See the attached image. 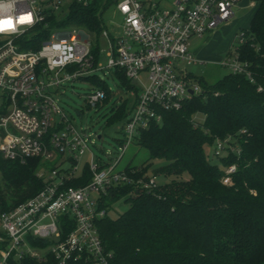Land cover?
Wrapping results in <instances>:
<instances>
[{"label":"built area","instance_id":"1","mask_svg":"<svg viewBox=\"0 0 264 264\" xmlns=\"http://www.w3.org/2000/svg\"><path fill=\"white\" fill-rule=\"evenodd\" d=\"M62 1L0 0V22H11V27L0 23V156L19 164L63 161L59 167L37 172L44 184L37 194L0 213L6 237L0 264H10L13 259L41 264H114L97 226L111 211L106 198L124 187L151 193L160 185L153 173L132 166L118 170V165L139 131L162 122V111L180 110L186 100L202 93L200 83L180 66L197 62L189 52V40L203 38L230 22L245 1L256 7L250 0H174L170 10H161L157 4L146 6L139 0L116 1L123 18L121 35L111 36L106 29L102 32L109 44V63L101 71L123 72L131 82H142L145 76L146 83L139 88L124 127L122 154L114 162L100 164L89 149L86 129L79 130L56 99L67 83L98 71L87 31L44 25L52 18L62 21L55 14ZM92 2L75 0L83 6ZM45 4L53 9H45ZM40 26L50 31L49 38L37 50L22 49L33 41ZM238 39L243 41V33ZM221 66L229 74L244 75L256 83L250 65L239 59L234 48ZM105 99L100 88L87 95L93 108L103 106ZM215 143L218 159L239 153L233 138ZM88 152L91 159L79 171L81 157ZM86 170L90 180L75 186L86 178ZM236 172L235 165L226 168L222 184L231 186ZM31 241L45 246L36 247Z\"/></svg>","mask_w":264,"mask_h":264},{"label":"trees","instance_id":"2","mask_svg":"<svg viewBox=\"0 0 264 264\" xmlns=\"http://www.w3.org/2000/svg\"><path fill=\"white\" fill-rule=\"evenodd\" d=\"M116 1L74 4L67 19L57 23L52 18L44 25L102 33V16ZM252 1L256 10L249 28L239 32L244 39H238L232 49L250 65L256 83L244 75L228 74L214 84L197 77L200 95L186 100L180 110L162 111L161 123L139 131L135 143L148 153V165L140 168L147 173L151 164L161 162L152 173L162 182L155 192L124 187L106 198L110 210L121 198L128 207L124 213L115 217L109 213L97 223L114 264H264V0ZM36 31L33 45L26 42L22 49L37 50L50 36L44 26ZM93 53L97 60L98 51L93 48ZM111 72L127 91L139 94L123 72ZM85 80L105 91L107 103L110 95L104 78L92 75L80 79ZM258 86H262L261 92ZM134 106L120 116L127 119L126 124ZM228 137L234 139L239 153L211 162L205 148ZM0 163L5 186L23 192L2 213L33 197L44 184L37 178L38 160L19 164L0 156ZM232 165L237 172L233 184L225 186L222 178ZM85 173L86 178L75 186L90 180L87 170ZM4 207L0 197V208ZM31 242L45 246L41 241ZM10 264L41 263L13 259Z\"/></svg>","mask_w":264,"mask_h":264},{"label":"rangeland","instance_id":"3","mask_svg":"<svg viewBox=\"0 0 264 264\" xmlns=\"http://www.w3.org/2000/svg\"><path fill=\"white\" fill-rule=\"evenodd\" d=\"M144 5L157 4L158 8L161 10H170L172 8V3L174 0H139ZM253 2L252 0H250ZM75 4V0H63L59 9L55 12L57 17L63 20L67 19L71 7ZM45 9H53V5L45 4L43 5ZM235 20H241V22L249 17L253 11V7H246L243 9L235 10ZM103 25L111 36L118 37L121 35V26L123 24V18L117 11L116 3L112 4L103 14ZM232 19V20H233ZM61 21L57 20V23ZM244 22V21H243ZM224 25L215 29V32L220 33L215 38H211L212 42L221 44L222 41H227L226 33L223 30ZM63 29H68V27H62ZM80 29V28H77ZM244 30V29H243ZM241 30L237 31L239 34ZM91 38V43L94 50L98 51L97 69L95 73L96 77L104 78V87L108 91L110 98L107 103L98 108H93L88 105L87 95L92 91L100 88L97 84L91 83L89 80L85 81H72L65 85L59 93H56V99L59 101L60 106L65 110L67 116L72 120L79 130L86 129L87 134L90 136L88 141V146L90 151L93 153L96 162L103 164L112 160L113 162L120 157L122 154L123 146L125 144L124 138V127L126 120L121 118V114L124 110L128 114L129 110L133 107L135 103V94L127 91L126 87L121 84V81L111 72V71H101L108 66L109 63V44L106 37L102 33H89ZM212 33L206 34L203 38H191L190 52L199 47L205 45V41L211 37ZM238 37L234 36V43L236 44ZM193 55V54H192ZM194 57V56H193ZM225 59V58H224ZM199 63V65L187 66L184 63H180L181 67H185L189 74L194 76L204 78L209 84H214L220 78L228 75L230 72L227 68L222 67L221 63ZM146 83L145 76L142 77V82L134 81L132 85L136 88H141L143 84ZM130 118V116H129ZM201 116H197L198 121H202ZM92 129V132L90 131ZM101 136V139H99ZM216 143L206 147L205 152L209 160L213 163H218L219 159L215 156ZM91 152L86 153V155L81 157L78 164V170L81 171L84 165L90 161ZM148 160V153L144 149H140L139 146L133 142L125 153L123 159L118 165L117 169H124L125 167H145L148 164L145 162ZM63 161L52 160L46 163L39 161L38 171L40 169L49 170L53 166H60ZM145 163V164H144ZM161 162H155L154 165L151 164L149 171L147 173L151 174L156 167L160 165ZM2 164L0 163V166ZM0 167V197L5 202L4 208H0V212L7 208L8 206L14 205L15 201L19 199L23 192H18L14 189L5 186L3 180V174ZM155 175V174H154ZM187 179V176L184 177ZM162 182V180H160ZM17 203V202H16ZM112 209L110 211V216L115 217L119 214L124 213L127 210V205L124 202V198L117 200L112 204ZM0 236L6 240L5 232L3 226L0 223ZM45 249L42 252L47 251Z\"/></svg>","mask_w":264,"mask_h":264},{"label":"crops","instance_id":"4","mask_svg":"<svg viewBox=\"0 0 264 264\" xmlns=\"http://www.w3.org/2000/svg\"><path fill=\"white\" fill-rule=\"evenodd\" d=\"M246 7H250L249 2L245 1L243 2L236 10L239 9H243ZM255 8L253 13L247 17L246 19H244L242 22L241 20H231L230 22H228L227 24H225L222 28L224 30V32L226 33V37H227V41H222L221 44H218L216 42H212L211 38H215L217 37V35H219L220 33L215 32V30L212 32V35L210 37V39L208 38L205 41V45L202 47H199L197 49H195L193 51V56L194 58L197 60L196 64L194 65H199V63H220L222 59L226 58L227 55L230 53V51L232 50V45L234 43V36L237 37L238 34H236L237 31L239 30H243V29H248L249 28V24L251 22V19L255 13ZM189 47H190V43H189ZM190 52V49H189ZM191 54V52H190ZM191 54V55H192ZM190 76L194 79L197 78V76H194L192 73L190 74ZM201 78V77H199ZM204 81L205 79L202 78ZM206 82V81H205ZM4 239L3 237L0 236V249L3 248L4 246Z\"/></svg>","mask_w":264,"mask_h":264},{"label":"snow or ice","instance_id":"5","mask_svg":"<svg viewBox=\"0 0 264 264\" xmlns=\"http://www.w3.org/2000/svg\"><path fill=\"white\" fill-rule=\"evenodd\" d=\"M0 23H3L6 27H11V22L10 21H3V22H0Z\"/></svg>","mask_w":264,"mask_h":264},{"label":"water","instance_id":"6","mask_svg":"<svg viewBox=\"0 0 264 264\" xmlns=\"http://www.w3.org/2000/svg\"><path fill=\"white\" fill-rule=\"evenodd\" d=\"M190 94L193 95V91H190ZM99 139H101V136H99Z\"/></svg>","mask_w":264,"mask_h":264}]
</instances>
